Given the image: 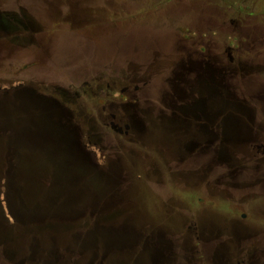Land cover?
I'll return each instance as SVG.
<instances>
[{
  "label": "flooded vegetation",
  "instance_id": "1",
  "mask_svg": "<svg viewBox=\"0 0 264 264\" xmlns=\"http://www.w3.org/2000/svg\"><path fill=\"white\" fill-rule=\"evenodd\" d=\"M117 2L0 0V106L35 113L33 124L6 127L20 130L16 142L0 127V164L54 160L49 154L11 156L9 146H21L25 137L54 138L40 132L48 127L37 119L56 104L72 117L82 116L73 125L72 155L85 170L73 172L72 184L55 179L50 166L41 177L26 178L42 184L31 202L20 193L26 209L65 207L72 214L60 219L52 212L41 221L151 227L142 232L139 256L151 258L157 249L159 264H182L186 256L196 264H264V12L240 16L236 47L202 36L168 51L154 49L140 64L128 53L70 63V37L78 49H91L99 40L96 31L119 28ZM123 16L133 20L132 13ZM71 64L80 68L75 78ZM90 65L93 70L81 69ZM44 105L48 112L39 110ZM62 150L69 154L68 144ZM2 214L0 264H43L50 249L32 258L23 241L25 223L8 226ZM181 241L189 246L178 247ZM67 247L64 264L81 263L83 251Z\"/></svg>",
  "mask_w": 264,
  "mask_h": 264
},
{
  "label": "rangeland",
  "instance_id": "2",
  "mask_svg": "<svg viewBox=\"0 0 264 264\" xmlns=\"http://www.w3.org/2000/svg\"><path fill=\"white\" fill-rule=\"evenodd\" d=\"M116 1L118 2L116 3L117 8L115 10L118 14V17L122 18H120V20H122L123 23L119 22V28H114L109 32H107L109 28H100L98 31H96V33L99 35V40L96 42V47L91 49L86 48L84 44L79 43L78 44L80 45V48L78 49L74 38L70 37L69 41H65L67 44V49L69 50L68 54H70V63L76 61L81 64H87L90 58H93L95 61H97L96 63H98V61H103L104 59L110 58L111 56L120 57L121 55V57L124 58L125 54L128 53L130 58H132L135 63L140 64L143 59L149 57L150 53L152 55L153 53L158 52L154 49H163L162 51H168L173 47H176L177 44L181 42L183 43V39L192 40L193 38H196L199 40L202 36L203 39H206L207 41L212 40V42L218 43L220 46L229 44L230 46L236 47L237 43L239 42L237 28L238 22L240 21V16H244V14L247 16L251 13L264 12V0H132V3H130L131 0ZM125 12L132 13V21L124 19L123 14H125ZM152 48L153 50H150ZM119 52H121V54L118 55ZM233 56H237L236 52L233 53ZM70 68L71 77L75 78L73 73H79L78 69L80 68H78L76 64H71ZM89 68L93 70L94 67L91 65L81 67V69L85 70ZM85 70H81L80 75L85 76ZM88 101L91 103L89 106L94 104L93 99H89ZM45 107L46 105H44L43 110H39L48 112ZM9 113L11 123L7 125L8 127L21 125L25 126L27 124L30 125L35 123H30L29 121L32 116L34 118L33 114L35 113L33 112H31L33 113L31 116L29 114H25L24 112H20V110L12 108L10 109ZM62 113L64 112L62 111ZM46 114L49 113L38 114L37 124H45L48 127L50 126V124L46 121L48 120L45 118ZM64 114L61 117H64ZM20 117L27 120H21ZM81 117V115H75L73 116L72 121L76 122L77 119L81 120ZM5 165V163L0 164V219L3 218L2 213L4 212V214L7 215V225L9 226L8 223L12 224L15 222V220L8 213L7 207L5 205L6 202L4 200V186L6 184L8 185V182L10 181L5 174ZM35 165L36 163L32 161H28L26 166L22 165L21 169H26L27 167V170L33 171V174L27 172V175H29L27 178H29L31 175H38L39 177L42 176L41 171L43 170L41 168H33ZM25 173L23 175H25ZM19 183L26 187L25 193L23 194V199L26 202H31V196H33L42 186L40 179H38L33 184L29 179L24 181L21 180ZM13 184L14 182L11 180L10 185ZM2 188L3 190L1 192ZM145 192L150 194L147 189H145ZM149 197L153 196L149 195ZM41 211L44 212L41 219H48L47 215H52L51 211ZM78 211L79 213H82L81 210ZM90 212L91 210L88 209L84 211V214L89 216ZM58 216L60 219L64 218V216ZM41 219L39 221H29L30 223L25 221V225L23 227L26 229V233L23 237V241L26 240V248L28 247V244L30 245L31 254L37 249L35 245L36 241H46V244H44L41 250L50 249L53 251V254H51L52 261L47 262L49 264H54L57 255L62 254L68 245H74L73 239L75 236L78 238L80 235L85 236L89 231H93L95 229L101 231L100 227L97 228L92 224L81 225L76 223L74 225H66L62 223L50 225L47 223V221H41ZM207 222H210V220L208 219ZM105 228H107V230L112 229L114 232H120L122 229H127L126 227L119 229H115L113 227H104L102 229ZM149 229H151V227H133L132 230L134 234L131 231L128 232L130 238L129 242L122 246L116 244V246L112 248V255L108 261H113L116 264H136V258H139L140 264H145V262L147 264H152V259L150 257L143 258L142 256H139L141 253H143L142 232H147ZM232 230L233 229L230 226L226 228V231L228 232H231ZM52 237L57 238L58 243L53 244V242L50 241ZM4 241L2 239V243ZM187 244L188 243H184L182 241L176 243V245L180 248L184 246L187 247ZM214 244L216 243L214 242L212 245ZM217 245L218 244H216V248ZM204 246L203 244L201 245L202 248H204ZM188 251L189 247L187 248L186 252L188 253ZM188 256L190 255L188 254ZM71 259L72 256L68 255V262H70ZM203 261L205 262V258ZM182 264H196V259L193 260L190 259V257L188 259L187 256L186 258L183 257Z\"/></svg>",
  "mask_w": 264,
  "mask_h": 264
},
{
  "label": "water",
  "instance_id": "3",
  "mask_svg": "<svg viewBox=\"0 0 264 264\" xmlns=\"http://www.w3.org/2000/svg\"><path fill=\"white\" fill-rule=\"evenodd\" d=\"M16 107L15 105H13ZM10 109H12V106L8 105H1V132H7L10 136V138L16 142L17 139H21L19 137L20 130L12 129L8 130L6 129L7 125L11 123L10 121ZM56 111V112H55ZM64 113L59 109L57 110V105H54V112H49V114L45 115V118L48 119L46 120L47 123L50 124V126H44L48 127L45 128V130L40 131L41 133H47V134H53L54 138L51 136H46V138L43 139H35L33 137H25L23 144L24 143H30L27 145H21V146H9V154L11 156L15 155H21V154H29V153H38V154H49L54 158L53 161L51 162H42V163H37L35 165V169L41 168L45 172L48 171L51 167V170L54 169L55 173V179L57 180H64L67 179L69 180V184H72L74 180V171H80V170H85L84 168L80 169L78 167V164L76 161L73 160L74 156L72 153H75L73 149L76 147L77 143V134L75 133L74 130V122L72 121V116L69 113H65L64 117H61ZM27 120V119H26ZM30 121V120H29ZM31 122V121H30ZM28 133H34L32 130H29ZM39 133V132H38ZM39 135H41L39 133ZM43 140V141H40ZM48 143V145H46ZM68 144L70 148L69 154L67 152H63L62 150V145ZM21 149V152L19 151ZM47 149V150H46ZM46 150V151H45ZM65 155L67 157L65 158ZM56 158H59V160H55ZM28 161L24 162H7L5 163V174L8 178V180H13L14 184L10 185V181L8 182V185L6 184L5 187V192H4V200H5V205L7 207L8 213L11 215V217L15 221H19L21 223H25V221H39L43 216L44 212L41 210H30L26 209L24 206V203L20 199V193L23 191L25 192L22 188H20V178L22 180H26V178L29 176L27 175V172L33 174V171H29L26 169L22 168V165L26 166ZM54 166V168H52ZM88 170V168H86ZM24 171V172H22ZM26 171V173H25ZM22 172V173H21ZM25 173V175H23ZM77 174V173H76ZM27 175V176H26ZM20 185V186H19ZM73 191V189H71ZM23 197V196H22ZM14 198V199H13ZM23 199V198H22ZM51 212L71 218L72 216L69 217V215H72L71 212L65 208H58V209H52ZM77 214V211L74 212ZM79 213V211H78ZM29 222V223H30ZM98 228V226H96ZM101 228V229H100ZM98 230H93L89 231L85 236L80 235V239L78 237H74V245L70 246L68 245L67 249L68 251L72 250H80L83 251L82 254L83 260L81 264H95V262L104 254L105 251L110 250L107 254V256L111 255L112 248H114L117 245L122 246L127 244L129 242V234L128 232L131 231L133 234V228L131 229H125L121 230L120 232H114V230H107V228L102 229L104 227H100ZM137 240V239H136ZM51 242L58 243V239L55 237H52L50 239ZM102 243V246H101ZM105 243V244H104ZM46 244V241H36L35 245L37 247L36 251L32 254V258L34 257H39L43 252H47V249H42L41 248ZM107 248H106V247ZM111 248V249H110ZM51 253L49 254V257L44 258L43 264H49L47 263L48 261L51 260V254H53L52 250H50ZM57 254V253H56ZM55 258V257H54ZM158 255H157V249L155 251V254L151 256L152 259V264H159L158 260ZM66 261V255L64 253L57 255L55 258L54 264H64ZM18 264H25L23 261ZM53 264V263H51ZM78 264V263H77ZM80 264V263H79ZM140 264V263H139Z\"/></svg>",
  "mask_w": 264,
  "mask_h": 264
},
{
  "label": "trees",
  "instance_id": "4",
  "mask_svg": "<svg viewBox=\"0 0 264 264\" xmlns=\"http://www.w3.org/2000/svg\"><path fill=\"white\" fill-rule=\"evenodd\" d=\"M108 259L109 258H107V260L106 261H104L102 264H109V262H108ZM96 264H100V261H97V263Z\"/></svg>",
  "mask_w": 264,
  "mask_h": 264
}]
</instances>
